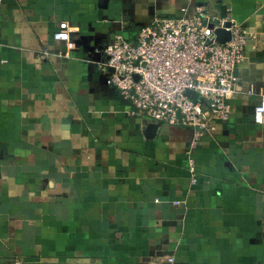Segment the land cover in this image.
<instances>
[{
  "label": "crops",
  "instance_id": "obj_1",
  "mask_svg": "<svg viewBox=\"0 0 264 264\" xmlns=\"http://www.w3.org/2000/svg\"><path fill=\"white\" fill-rule=\"evenodd\" d=\"M197 6L249 37L229 120L193 146L131 115L97 49ZM263 94L264 0H0V264H264Z\"/></svg>",
  "mask_w": 264,
  "mask_h": 264
},
{
  "label": "built area",
  "instance_id": "obj_2",
  "mask_svg": "<svg viewBox=\"0 0 264 264\" xmlns=\"http://www.w3.org/2000/svg\"><path fill=\"white\" fill-rule=\"evenodd\" d=\"M218 29L230 32V39L221 43ZM248 37L249 32L230 15L212 16L197 6L192 15L158 18L134 39L116 34L112 43L97 49L104 55L99 69L108 84L131 101V115L192 127L194 146L215 129V122L230 118ZM187 91L197 92L198 99ZM253 121L264 126V94L254 107ZM188 164L190 183L195 185L198 172L192 156Z\"/></svg>",
  "mask_w": 264,
  "mask_h": 264
},
{
  "label": "water",
  "instance_id": "obj_3",
  "mask_svg": "<svg viewBox=\"0 0 264 264\" xmlns=\"http://www.w3.org/2000/svg\"><path fill=\"white\" fill-rule=\"evenodd\" d=\"M218 40L223 43L230 39V32L224 30V29H218L216 30ZM190 94L194 100L198 99V94L195 91H190ZM158 124V123H157ZM159 125V124H158Z\"/></svg>",
  "mask_w": 264,
  "mask_h": 264
},
{
  "label": "rangeland",
  "instance_id": "obj_4",
  "mask_svg": "<svg viewBox=\"0 0 264 264\" xmlns=\"http://www.w3.org/2000/svg\"><path fill=\"white\" fill-rule=\"evenodd\" d=\"M187 94L190 95V91H187Z\"/></svg>",
  "mask_w": 264,
  "mask_h": 264
}]
</instances>
